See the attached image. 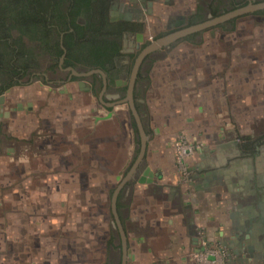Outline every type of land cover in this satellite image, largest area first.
<instances>
[{
	"label": "rangeland",
	"instance_id": "374dc122",
	"mask_svg": "<svg viewBox=\"0 0 264 264\" xmlns=\"http://www.w3.org/2000/svg\"><path fill=\"white\" fill-rule=\"evenodd\" d=\"M187 1V8L178 4L174 11H186L189 17L199 4L208 8L211 3L214 7L219 3ZM225 3L230 9L229 0ZM205 17L212 18L210 11ZM165 31L155 17L143 23L145 42ZM39 62L38 71H44L50 80L68 75L45 56ZM141 72L134 101L150 148L167 152L175 149L176 167L182 175V168L198 149H211L232 140L239 144L258 141V148L263 149L258 157L264 159V14L241 15L160 48L147 57ZM32 82L27 76L5 91L14 92L12 106L20 103L27 108L33 99L36 105L32 114L30 110L15 112L11 119H5L0 123V132L5 135L3 147L24 152L21 160L25 165L9 164L6 176L19 177V167L22 210L31 211L29 224L36 233L28 234L29 241L21 238L27 248L21 260L16 255L5 261L3 256L11 249L6 247L0 250V264H121L122 245L111 198L139 151V133L130 107L125 102L108 109L98 101V91L80 89L76 82L50 85L42 77ZM107 96L117 98L111 92ZM29 114L31 117H23ZM182 137L195 150L181 167L176 162V143ZM152 157V152L145 156L131 184L127 182L122 189L119 211L127 238L129 225L136 248L133 251L128 240L131 257L127 264H147L148 256L146 243L137 242L142 232H134L136 224L128 223L132 210L142 213L160 232L163 228L156 225L159 219L181 210L178 198L167 201L159 183L142 190L136 188L143 183L138 171L152 162ZM259 173L264 175V170L259 169ZM30 177L32 180L27 182ZM4 189L10 190L8 186ZM262 195L246 194L253 204ZM233 200H229L228 213L240 205ZM10 206L4 205L6 209ZM156 244H164L160 236Z\"/></svg>",
	"mask_w": 264,
	"mask_h": 264
},
{
	"label": "crops",
	"instance_id": "0c3cea01",
	"mask_svg": "<svg viewBox=\"0 0 264 264\" xmlns=\"http://www.w3.org/2000/svg\"><path fill=\"white\" fill-rule=\"evenodd\" d=\"M178 4L183 8L188 7L187 0L117 1L118 9L125 12L126 18L129 17L144 23L147 19L155 17L157 24L159 23L165 29L180 25L188 16L186 11L181 13L174 11L173 7ZM12 96L14 97V92L10 90L9 93L6 92L0 97V123L5 119H11L15 112L21 113L30 110L29 112L32 114L31 110L36 105V101L33 99L34 101H29L30 107L27 105L26 108L20 103L12 106L10 103ZM31 114L17 115L16 117H31ZM4 136L0 132V250L4 249L5 251L6 247L11 248L3 256L5 261L16 255L21 260L27 253V248L22 245L21 238L29 241L28 234L32 231L36 233V228L34 229L29 224L31 211L28 209L23 212L22 210L21 201L24 200L18 186L23 181L19 178V167L17 168L19 177L6 176L9 172V164H12V167L15 164L21 166V162L25 165V162L21 160V153L24 152L21 151L22 149L3 147ZM236 142L232 140L226 143H217L211 149H198L187 164L189 176L185 179L176 167L175 149H168L169 152L166 149H159L161 151L156 148L151 149L148 141L146 156L152 152V162L144 164L137 174L141 171L140 175L143 179L144 170L148 167L154 173V177L151 182H149L148 176L144 177L143 183H139L136 188L142 190L147 186L159 183V187L163 186L164 197L167 198V201L174 202L175 198H178L177 205L181 210H174L167 217L159 219L161 222L156 225H160L163 232L154 230L149 220L135 209L132 210V215H128V223L130 221L137 226L134 232H142L139 234V239H136L141 244L146 243L144 245L148 251V256L145 258L147 264H197L193 253L201 247V243L205 239L226 250L224 264H264V236L259 235L258 221L260 218L257 216L260 211L256 209L257 202V205H264V194L259 201L256 200L255 204L249 196H246L247 193L254 192L253 187L256 186L253 183H247L246 175H252L255 169L264 170V163L256 164L254 167L248 154H244L234 146L239 144ZM27 180L30 182L32 178ZM129 183L131 184V182ZM6 186L10 190H5ZM248 186L252 188V191L247 190ZM232 197L237 199L240 205L234 210L235 212L228 213L230 210L229 200L234 201ZM5 203L10 204V208L6 209ZM199 231H203L206 238H200ZM131 233L132 230L128 225L129 245L134 251L136 248L131 242ZM136 235L138 236V233ZM159 236L164 243L162 245L156 244L159 241ZM16 250H18L17 253ZM50 250L51 247L47 251ZM43 251L47 256L46 250Z\"/></svg>",
	"mask_w": 264,
	"mask_h": 264
},
{
	"label": "trees",
	"instance_id": "16d2710c",
	"mask_svg": "<svg viewBox=\"0 0 264 264\" xmlns=\"http://www.w3.org/2000/svg\"><path fill=\"white\" fill-rule=\"evenodd\" d=\"M112 1L12 0L15 5L10 10L9 5L0 4V95L20 83L21 79L28 76L29 71L34 68L32 60L34 49L29 45V40L33 39H36L42 48L43 44L51 41L50 57L55 66H58L60 56L64 53L63 44L66 48L67 66L100 68L109 74L115 59L123 55L121 48L124 34L135 33L141 28V25L130 22L109 21L104 10ZM249 1L229 0V4L233 9ZM218 2L216 7L211 3L208 8L199 4L196 14L189 17L187 26L206 20L205 15L209 11L212 17H215L229 10L224 6L221 8L223 3L226 4L223 0ZM255 14H264V10ZM14 29L19 31V37L13 34ZM34 29L44 34L51 33L52 37L47 40L34 37L32 35ZM160 35L158 37H161ZM137 54L138 52L130 54L131 64L134 63ZM141 79L140 71L137 82ZM121 195L122 192L118 198V211L121 207ZM119 214L122 219L120 211Z\"/></svg>",
	"mask_w": 264,
	"mask_h": 264
},
{
	"label": "flooded vegetation",
	"instance_id": "af4514ba",
	"mask_svg": "<svg viewBox=\"0 0 264 264\" xmlns=\"http://www.w3.org/2000/svg\"><path fill=\"white\" fill-rule=\"evenodd\" d=\"M117 1L118 0H113L110 3V5H108L107 8L104 10L107 17L109 18V21H112V22H118V21L130 22V23H133L136 25H141V28H140V30L136 31L135 33L127 32L124 34L123 44H122V48H121V52L123 55L119 56L115 59V62L113 63V66L111 67V69L109 71V74L105 73L106 74V86L104 83L103 76L100 73H94V74H90L87 76H76V75H74L73 71L70 68H74L76 71H78L80 73L89 72L93 69H100V68H88V67H84V66H76V67L67 66L65 64L66 48L63 44H62V47L64 49V53L60 56L59 63H58L57 67L59 70L66 71L68 73V75H67V77L52 78L51 80L48 79L47 74L44 73V71H42V72L38 71V68H39L38 65L40 63L39 58H41L43 56L47 57L48 59H51V57H50L51 56V54H50V50H51L50 42L51 41L43 44V48H42V46L38 45V41L36 39L29 40V45L33 46V49H34V55H33V59H32L34 68L29 71L30 74L28 75V82L30 84H32L33 83L32 81H34V79H36L37 77H42L44 79V81H46L50 85L63 86V85H66L68 82H71V83L76 82L77 86L80 89H84L85 91H88L91 93H97V91H98V93H97L98 101L100 103H102L104 105V107H107L108 109L109 108L113 109L114 106L120 104L119 101L123 100L127 96L128 83H129L131 71H132V68L134 65V63L131 64L130 54H134L133 52H135V53L138 52V54H139L141 52V50L152 41L145 42L144 35L142 38L139 37V35H138L139 33L143 34V23L141 21H136V20L131 19L129 17L126 18V14L124 11L119 12V9L117 7ZM223 1L226 2L227 0H223ZM250 1H252V0H250ZM0 2H1L0 4H2V5H6V4L9 5L8 10H10V8L15 5L12 2V0H0ZM222 5H221V7H222ZM224 6L226 8H229L226 6V4ZM231 8H232V6H231ZM236 8H238V7H236ZM230 9L228 11H230ZM233 9H235V8H233ZM258 11H261V10H258ZM255 12H257V11H255ZM255 12H253V13H255ZM224 13H226V12H224ZM224 13H222V14H224ZM195 14H196V11L194 13H192V15H195ZM189 17H186L185 21H183L182 24L177 25L176 27H173V28L166 29V31L160 36L163 37L167 34H170L171 32H174V31H177L179 29L188 27L187 25H188ZM233 19H235V18H233ZM233 19H231V20H233ZM231 20H228V21H231ZM228 21L223 22V23L218 24V25H223V24L227 23ZM32 33H33L32 35L34 37L44 38L45 40L50 39L52 37L51 33H45L44 34L42 32H39L37 29H34V31ZM197 33L198 32L189 34V35H187V36H185V37H183L177 41L185 39L186 37H189V36L197 35ZM13 34L15 36H18V37L20 36V33L17 29L13 30ZM133 37L135 39H133ZM158 38H160V37L157 36L154 40H156ZM177 41H175V42H177ZM175 42L171 43L170 45L174 44ZM170 45H167V46H170ZM167 46H163V47H167ZM163 47H161V48H163ZM157 50L158 49L154 50L153 52H155ZM153 52H151L150 54H152ZM38 53H39V55H38ZM138 54H137V56H138ZM149 55L145 57V59L142 63V66L140 68V71L142 70V67H143L147 57H149ZM62 57H64L63 62H61ZM9 89L10 88H8L7 90H9ZM138 89H139V82H137V80H136L134 97L137 95ZM108 92L116 94L117 98L115 96L109 98L107 96ZM4 94H5V92L2 93L0 95V97ZM101 97H102L103 101L101 100ZM105 99H111V100L105 101ZM109 103H114V104L113 105H107ZM121 103H125V102H121ZM128 105H129V103H128ZM136 105H137V103H136ZM258 143H259L258 141L254 142V143H250V144H249V142L248 143L243 142L241 144H238V145L235 144L234 145L237 147V149L243 151L244 154H248L250 161L254 167H256L255 166L256 164H259V163L263 164L264 163V159H259V157H258L263 152L262 151L263 149L258 148V146H257ZM244 156H246V155H244ZM257 158H258V160H257ZM137 170H136V172H137ZM252 175L251 174L246 175L247 183H249V184L253 183V185H256L253 188L257 192H251L252 195L258 194L259 192L261 194L262 193L264 194V188H263V186H264V175L260 174L258 169H255ZM128 183H129V181H128ZM247 190L252 191V188L250 186H248ZM260 199H261V197H260ZM257 201H259V198ZM257 204H258V202H257ZM257 204H256V209H258L260 211V214H258V216H257L258 218H260V220L258 221L259 222L258 223L259 224V232H260L259 235L264 236V205L263 204L257 205ZM122 259H123V251H122ZM121 263H122V261H121Z\"/></svg>",
	"mask_w": 264,
	"mask_h": 264
},
{
	"label": "water",
	"instance_id": "95a60500",
	"mask_svg": "<svg viewBox=\"0 0 264 264\" xmlns=\"http://www.w3.org/2000/svg\"><path fill=\"white\" fill-rule=\"evenodd\" d=\"M258 10H264V0L258 1V2L250 1L249 3H247L243 6L232 9V10H230L224 14H221L219 16H215V17L209 18L203 22H200V23L179 29L177 31L171 32L170 34H167L163 37H160V38L150 42L147 46H145L141 50V52L136 57L132 71H131L129 83H128L127 96L123 100L119 101V103H121V102H128L129 103V107L131 109L132 115H133L135 123H136V127H137L138 132H139V139H140L139 151H138L137 157L134 160L133 164L131 165L129 171L125 174L123 179L119 182V184L114 189L113 194H112V198H111L112 213H113V217H114V220L116 222V226H117V229H118V232L120 235L122 251H123V259H122L121 264H127L128 259H130V257H131V253H130V250L128 248V238H127L126 230L124 228V225L122 223V219H121L119 211H118V198H119V195H120L122 189L126 185V183L131 180V178L135 174L136 170L139 168V166L144 161L145 156H146V152H147V146H148V135H147L146 129L144 127V124L142 122V119H141L140 113L138 111V108L136 106V103L134 101V91H135L136 80H137L138 74L140 72V68L142 66V63H143L145 57L148 56L154 50L159 49L163 46L170 45L171 43H173V42H175V41H177V40H179V39H181V38H183L189 34L200 32V31L207 29L209 27L216 26L218 24H221L223 22H226V21L231 20L233 18H236L238 16L245 15L248 13H253V12L258 11ZM182 23L183 22H181L180 24H182ZM138 35L140 38L143 37L142 33H139ZM63 60H64V57L61 58V62H63ZM70 69L73 71V74L76 76H87V75L94 74V73H100L103 76L104 83L106 86V74L101 69H93L89 72H84V73H80V72L76 71L74 68H70ZM101 100L103 101L102 97H101ZM113 104L114 103H109L107 105H113ZM143 176L144 177L148 176L150 178L149 182H151L153 177H154V173H152L150 171V168L146 167V169L144 170ZM144 177L142 180H144Z\"/></svg>",
	"mask_w": 264,
	"mask_h": 264
},
{
	"label": "built area",
	"instance_id": "2783aa9c",
	"mask_svg": "<svg viewBox=\"0 0 264 264\" xmlns=\"http://www.w3.org/2000/svg\"><path fill=\"white\" fill-rule=\"evenodd\" d=\"M176 149V162L181 167L184 164V160L194 152V146L187 141L183 140V137L177 140ZM183 176L188 178L189 171L187 167H183ZM206 234L203 231L198 232L200 238H206ZM226 250L218 244H211L206 239L202 241L201 247L193 253V257L197 264H224L226 257Z\"/></svg>",
	"mask_w": 264,
	"mask_h": 264
}]
</instances>
